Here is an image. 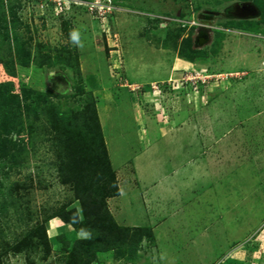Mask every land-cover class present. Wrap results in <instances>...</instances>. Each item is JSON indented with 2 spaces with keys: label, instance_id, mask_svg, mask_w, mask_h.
Segmentation results:
<instances>
[{
  "label": "rangeland",
  "instance_id": "obj_1",
  "mask_svg": "<svg viewBox=\"0 0 264 264\" xmlns=\"http://www.w3.org/2000/svg\"><path fill=\"white\" fill-rule=\"evenodd\" d=\"M105 1L11 0L20 5L19 41L0 14V40L11 31L7 39L31 51L30 65L21 67L0 45V84L27 89L31 111L45 93L64 113L92 97L117 175L119 193L108 198L109 209L118 224L153 233L134 259L124 246L98 252L91 264H264L261 9L254 0ZM201 27L210 39L196 46ZM188 47L193 59L181 53ZM45 55L51 63H40ZM14 125L0 116L1 142L27 137ZM38 134L24 165L0 174V203L9 199V186L29 188L28 206L0 214L5 252L43 221L45 207L72 197L58 180L44 131ZM46 228L47 258L43 250H10L3 263L66 264L63 239L90 236L60 217Z\"/></svg>",
  "mask_w": 264,
  "mask_h": 264
},
{
  "label": "trees",
  "instance_id": "obj_2",
  "mask_svg": "<svg viewBox=\"0 0 264 264\" xmlns=\"http://www.w3.org/2000/svg\"><path fill=\"white\" fill-rule=\"evenodd\" d=\"M254 2L264 15V0H254ZM19 6L17 3H11V0H0L2 21H6V26L12 29L13 37L14 34L18 35L16 31L21 24L20 17L16 13ZM7 14L11 15L10 19L7 18ZM10 32L0 40V45H7L10 50L14 51L21 67L29 66L31 51L23 53L18 43L14 44L7 39V37L10 38ZM16 38L19 41L17 36ZM38 51L35 58L41 55ZM181 53L192 59L197 54L193 49L189 50V47ZM70 60L71 58L67 61L72 65L73 62ZM46 62L51 63L48 55L40 60L41 64ZM8 84L7 87L4 86L5 84H0V88L4 90L0 95L3 103L0 107V116H11L15 123L16 134L20 135V131L27 130V137L21 140L9 138L6 139L7 141H0V174L4 178L9 175V169L13 166L24 165V161L30 154L29 147L38 141V131L42 129L45 133L42 140L47 138L50 149L54 153L58 180L72 192V197L66 201L50 208L45 207L42 210L43 221L26 233L24 238L15 243L11 249L9 248V251L12 250L13 254H19L30 250H43L47 258L52 250V242L47 234L46 223L53 217H60L66 223L73 224L77 230L90 233L89 237L77 238L73 242L68 238L63 239L64 236H57V239H63L61 248L69 252V260L66 264H91L90 259L96 257L98 252L114 248L121 249L124 246H128V251L124 253L134 259L142 239L148 235L152 236L153 233L149 228L118 224L109 209L108 198L117 196L119 193L117 175L106 147L103 128L93 98L87 99L83 107H70L64 113L52 100L51 95L45 93L44 99L35 98L37 99L36 106L31 111L29 102L32 100L28 102L31 97L27 95L28 90L15 91L13 81ZM39 106H41L39 110L42 115L37 109ZM34 114L35 123L32 124L30 119ZM10 153L12 158L9 157ZM23 185L25 183L8 187L9 199L0 203V214L4 217L10 216V206L17 210L19 207H24V204L28 206L27 196L23 194H26L29 188ZM30 185H34L33 178ZM4 186V179L0 178V190ZM21 188L24 191H20ZM3 227L0 223V237ZM4 242L9 246V241ZM9 251L0 250V264H4L2 259Z\"/></svg>",
  "mask_w": 264,
  "mask_h": 264
},
{
  "label": "water",
  "instance_id": "obj_3",
  "mask_svg": "<svg viewBox=\"0 0 264 264\" xmlns=\"http://www.w3.org/2000/svg\"><path fill=\"white\" fill-rule=\"evenodd\" d=\"M210 39V30L207 27H201L198 30V34L196 36L195 45L201 46L207 43Z\"/></svg>",
  "mask_w": 264,
  "mask_h": 264
},
{
  "label": "clouds",
  "instance_id": "obj_4",
  "mask_svg": "<svg viewBox=\"0 0 264 264\" xmlns=\"http://www.w3.org/2000/svg\"><path fill=\"white\" fill-rule=\"evenodd\" d=\"M72 35H73V39L74 40H77L78 39V35L76 33H73Z\"/></svg>",
  "mask_w": 264,
  "mask_h": 264
},
{
  "label": "built area",
  "instance_id": "obj_5",
  "mask_svg": "<svg viewBox=\"0 0 264 264\" xmlns=\"http://www.w3.org/2000/svg\"><path fill=\"white\" fill-rule=\"evenodd\" d=\"M106 5L109 3L111 4V1L110 0H107V2L105 1ZM105 6V5H104Z\"/></svg>",
  "mask_w": 264,
  "mask_h": 264
}]
</instances>
